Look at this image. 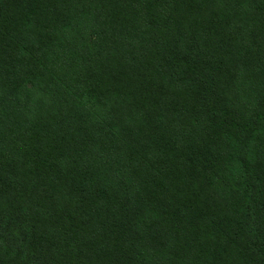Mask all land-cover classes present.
<instances>
[{
    "label": "trees",
    "instance_id": "1",
    "mask_svg": "<svg viewBox=\"0 0 264 264\" xmlns=\"http://www.w3.org/2000/svg\"><path fill=\"white\" fill-rule=\"evenodd\" d=\"M0 264H264V0H0Z\"/></svg>",
    "mask_w": 264,
    "mask_h": 264
}]
</instances>
